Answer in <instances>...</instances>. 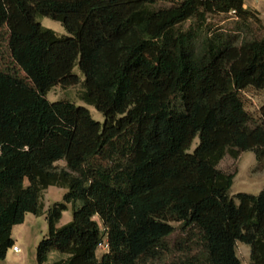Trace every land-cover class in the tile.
Listing matches in <instances>:
<instances>
[{
    "label": "trees",
    "instance_id": "1",
    "mask_svg": "<svg viewBox=\"0 0 264 264\" xmlns=\"http://www.w3.org/2000/svg\"><path fill=\"white\" fill-rule=\"evenodd\" d=\"M79 82L102 123L46 98ZM249 88L264 92V21L244 0H0V261L30 212L47 221L36 264H140L176 227L193 264H240L237 241L264 264V189L231 197L217 168L242 151L264 167ZM50 185L66 192L44 209Z\"/></svg>",
    "mask_w": 264,
    "mask_h": 264
},
{
    "label": "rangeland",
    "instance_id": "2",
    "mask_svg": "<svg viewBox=\"0 0 264 264\" xmlns=\"http://www.w3.org/2000/svg\"><path fill=\"white\" fill-rule=\"evenodd\" d=\"M214 21L219 25L229 27L232 24V19H228L223 15L214 17ZM38 21L44 27L54 30L58 34H67L65 28L61 22L53 20L51 18L40 16ZM73 72L77 74L80 80L83 79V74L79 70L78 66L73 67ZM82 89L81 82L72 86H53L46 98L50 101L55 100H69L79 105L86 107L93 119L103 122V115L97 111L92 105L86 104L79 99V93ZM246 109L252 113L257 121L262 117L264 112V92L255 90L252 88L242 91ZM198 139L194 138L190 150L194 148ZM57 167H64L65 161L58 160L55 162ZM217 168L226 173L233 174L232 185L229 189V195L234 197L238 192H246L257 194L264 189V167L261 169L258 167L257 161L253 151H242L240 154L233 158L230 155H225L218 163ZM66 192L65 188L57 187L54 185L48 186L42 191L41 201L44 209L51 206L54 202L61 201L63 194ZM72 209L68 205L67 209L62 212V216L57 224L60 226L71 219ZM174 226H177V222H172ZM47 233V221L45 214L34 215L27 212L24 216L23 222L14 225L12 229V238L14 245L17 246L20 251L15 252L13 248H9L4 260L0 261V264H36V246L42 237ZM180 233L178 227H176L175 233L172 237L167 239V243L162 248L154 250L152 255L147 258L140 259V264H193L196 257L199 254V249H196L192 243L191 247H174V240ZM189 245V243L187 244ZM101 246V245H100ZM236 254L240 260V264H249V246L237 241L235 244ZM103 248L98 250V255L101 254ZM57 257L55 254L51 258Z\"/></svg>",
    "mask_w": 264,
    "mask_h": 264
},
{
    "label": "crops",
    "instance_id": "3",
    "mask_svg": "<svg viewBox=\"0 0 264 264\" xmlns=\"http://www.w3.org/2000/svg\"><path fill=\"white\" fill-rule=\"evenodd\" d=\"M244 4L257 10L260 18L264 21V0H244Z\"/></svg>",
    "mask_w": 264,
    "mask_h": 264
},
{
    "label": "built area",
    "instance_id": "4",
    "mask_svg": "<svg viewBox=\"0 0 264 264\" xmlns=\"http://www.w3.org/2000/svg\"><path fill=\"white\" fill-rule=\"evenodd\" d=\"M12 248H13V251H15V252H19L20 251V249L17 246H15V245H13ZM100 248L105 249L106 248V244H104V243L101 244Z\"/></svg>",
    "mask_w": 264,
    "mask_h": 264
}]
</instances>
